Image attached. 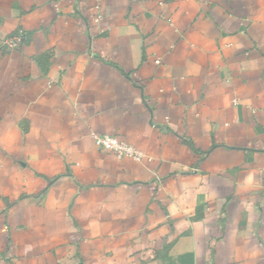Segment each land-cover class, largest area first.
<instances>
[{
  "label": "crops",
  "instance_id": "obj_1",
  "mask_svg": "<svg viewBox=\"0 0 264 264\" xmlns=\"http://www.w3.org/2000/svg\"><path fill=\"white\" fill-rule=\"evenodd\" d=\"M0 264H264V0H0Z\"/></svg>",
  "mask_w": 264,
  "mask_h": 264
},
{
  "label": "built area",
  "instance_id": "obj_2",
  "mask_svg": "<svg viewBox=\"0 0 264 264\" xmlns=\"http://www.w3.org/2000/svg\"><path fill=\"white\" fill-rule=\"evenodd\" d=\"M18 40V39H15ZM14 42H12L13 44ZM94 145L105 152L113 153L117 158H129L140 160L144 154L134 146L120 140L118 137L109 134H92Z\"/></svg>",
  "mask_w": 264,
  "mask_h": 264
}]
</instances>
